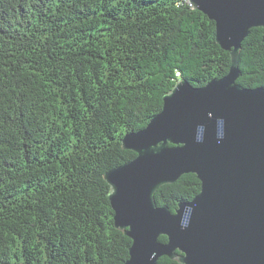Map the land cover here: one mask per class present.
Returning <instances> with one entry per match:
<instances>
[{
  "label": "trees",
  "instance_id": "trees-1",
  "mask_svg": "<svg viewBox=\"0 0 264 264\" xmlns=\"http://www.w3.org/2000/svg\"><path fill=\"white\" fill-rule=\"evenodd\" d=\"M263 38L252 27L242 42L243 87H264ZM230 67L190 0H0V264H125L132 240L105 178L137 155L124 136L179 81L202 87ZM201 185L186 173L154 197L174 212Z\"/></svg>",
  "mask_w": 264,
  "mask_h": 264
},
{
  "label": "water",
  "instance_id": "water-1",
  "mask_svg": "<svg viewBox=\"0 0 264 264\" xmlns=\"http://www.w3.org/2000/svg\"><path fill=\"white\" fill-rule=\"evenodd\" d=\"M190 3L216 23L231 67L202 87L179 81L162 111L124 136L123 147L137 155L105 178L116 227L132 240L125 264H157L162 256L183 264H264V87L237 83L242 42L252 27H264V0ZM220 118L224 135L217 142ZM186 173L197 175L201 191L174 212L159 206L156 190ZM187 205L193 211L182 228Z\"/></svg>",
  "mask_w": 264,
  "mask_h": 264
},
{
  "label": "clouds",
  "instance_id": "clouds-1",
  "mask_svg": "<svg viewBox=\"0 0 264 264\" xmlns=\"http://www.w3.org/2000/svg\"><path fill=\"white\" fill-rule=\"evenodd\" d=\"M223 126H224V120L223 118H220L217 122V128H218V132H217V135H218V140L217 142H219V138H222L223 135H224V132H223ZM203 132H204V128L203 126H199V135L196 136V141L197 142H202L203 141ZM193 211V207L191 205H187L185 207V212L182 214V218H181V227L182 228H185L188 226L189 224V219L187 218V216L185 215V213H191Z\"/></svg>",
  "mask_w": 264,
  "mask_h": 264
}]
</instances>
